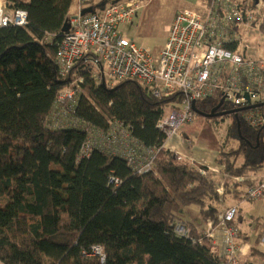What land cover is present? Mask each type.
I'll list each match as a JSON object with an SVG mask.
<instances>
[{"label":"trees","instance_id":"trees-1","mask_svg":"<svg viewBox=\"0 0 264 264\" xmlns=\"http://www.w3.org/2000/svg\"><path fill=\"white\" fill-rule=\"evenodd\" d=\"M4 1L8 13L24 10L27 17L24 26L0 27V262L226 264L203 232L191 225L188 236L174 232L181 208L193 205L202 219L214 220L220 200L205 167L173 154L165 146L170 139L166 125L158 128L168 115L182 110V89L157 82L144 86L133 79L103 87L94 74L96 56L90 53L74 60L61 76L55 55L72 32L69 19L77 14V0ZM227 1L244 8L241 0ZM249 22L264 31V8ZM249 22L237 18L215 30L227 36L217 44L234 50L239 28ZM213 70L205 82L211 87L195 107L207 113L221 103L218 111L232 110V103L223 99L224 71ZM152 87L159 90L157 95ZM67 90H77L75 101L60 106L56 99ZM55 108L67 110L68 118L52 126L49 117ZM220 118L202 117V124L212 122L218 128L217 122L229 120L226 139L236 144L233 160L221 162V172L241 177L261 168L264 127H249L240 112ZM114 130L126 131L146 155L154 154L149 171L137 172L123 152L105 146L78 160L88 132L97 136ZM212 133L202 131L198 138L218 154L229 151ZM243 146L249 149L246 155ZM135 200L142 203L134 205ZM95 247L102 249L103 262L92 255Z\"/></svg>","mask_w":264,"mask_h":264},{"label":"built area","instance_id":"built-area-1","mask_svg":"<svg viewBox=\"0 0 264 264\" xmlns=\"http://www.w3.org/2000/svg\"><path fill=\"white\" fill-rule=\"evenodd\" d=\"M90 1L77 0L78 9L82 10V4ZM141 5L142 0H122L107 6L100 13L85 14L83 17L82 11L77 13L70 21L72 32L58 46L57 54L62 56L61 67L71 69L74 60L90 53L96 56L92 59L95 77L99 83L102 77L106 88L126 79L137 80L144 86L157 82L162 87L181 88L182 110L171 113L158 125V128L166 125L168 138L176 135L181 125L193 119L192 104L204 95L206 88L211 87L205 82L214 74L213 69L218 74L222 70L224 72L220 73L221 77L225 74L222 92L224 100L232 103L235 108L244 109L240 113L249 127H264V111L249 109L250 103L264 102V60L258 65L256 60L246 54L222 48L217 43L226 40L227 36L215 32L237 18L251 21L255 15H259V8L256 13L236 6L232 10L233 6L227 0H214L210 4L206 3L202 12L191 9L178 12L174 15L159 56L154 58L150 50L134 44L120 31L122 25L131 22ZM26 17L24 10L7 13L0 6V27L24 26ZM100 64L103 66L102 73L99 70ZM151 89L155 95L159 93L157 88ZM75 94L74 90H67L56 101L60 106L71 105L75 101ZM88 137V144L82 152H87L90 147L101 149L105 146L109 149L123 145V157L129 165L136 166L137 172L150 170L153 153L146 155L126 131L114 130L97 136L88 132ZM263 195L264 180L247 188L250 200L259 199ZM236 213L237 207L231 206L222 210L216 220L208 221L220 229L222 249L230 264H239L235 245L238 235V228L234 225ZM174 232L188 236L189 229L184 224L176 223ZM208 236H212L211 232ZM99 254L98 247L92 249L93 256ZM101 259L104 261L102 255Z\"/></svg>","mask_w":264,"mask_h":264},{"label":"rangeland","instance_id":"rangeland-1","mask_svg":"<svg viewBox=\"0 0 264 264\" xmlns=\"http://www.w3.org/2000/svg\"><path fill=\"white\" fill-rule=\"evenodd\" d=\"M112 1H110L107 6L114 5L111 3ZM120 1H122V0H119L118 2H120ZM248 1L253 2V4H250V3L247 4L248 2H246V4L244 3L242 5H243V7H248V8L253 7V10H250V12H252V13H256L257 8H260V7H261V9L264 8V0H248ZM200 2H202V0H142V5H141L140 9L138 10L139 12L137 11L138 14L136 12V14H137V15L135 14L136 17L134 16L135 18L133 17L134 18L133 21L131 20L132 23L131 24H125V26L120 27V31L127 38L133 40L136 44H138V46H142V47H145L148 50H150L152 56L154 58H157L159 56V53H160L162 47H163V44L166 41V36L169 32V27L171 25L172 18L174 17V14L177 12L184 11L183 6H185V5H187V7H189V8H192L193 10H196V8L198 7V4ZM1 3H2L1 6L4 9L5 8L4 7L5 1L3 0V2H1ZM117 3H115V4H117ZM107 6L102 8L100 12H102ZM234 7L235 6H233L232 10H235ZM83 10H84L83 8H82V10L77 9L76 13H79ZM202 11L203 10H200V12H202ZM5 12H7V11L5 10ZM91 13H95V12L93 11ZM87 14H90V13H87ZM204 14H206V7L204 9ZM75 15L70 17L69 23H70L71 19L73 17H75ZM83 16H86V15L83 14L82 17ZM256 21H257V17H256ZM252 25H253L252 22H249V23H246L245 27L241 26L239 28L238 37L240 39V42L235 47V49L231 50V51L234 53H238V54H246L250 58L256 60L257 64L260 65V64H262L261 61L264 60V56H260V58H256L253 56V54L257 55V54L261 53V51H264V31H259L258 27H252V29H251L250 27ZM105 71H106V69H105ZM126 80H128V79H126ZM75 91H77V90H75ZM65 112H66V114H63L62 117L64 119H67L68 118L67 117L68 111L65 110ZM223 118H224V116L221 117L220 119H223ZM202 122H203L202 117L196 115V117H194V119L190 125H184L179 129V131H178L179 138H177L176 141H177V144L180 146L181 150L183 151V154H186V155H184L185 161L195 162V163L201 164L203 166L206 163V166H204L206 168V173H205L206 177L212 183L217 184L219 182V179H215V178H219L220 175H219L218 171H214V170H217L218 162H219V164H221V162H225L226 158H230L231 160H233V155H232L233 151L231 150V148H233V145L236 143H234L235 141L233 138H231L229 140L226 139V127L229 123V120L225 119V121L217 122L218 128H214V127L213 128L215 130L217 139H219L218 144L220 143L223 146H226L225 147L226 149L230 148L229 151H225V153H223V154H218V152L216 150H211V149L207 148L205 141L198 138V134L203 127ZM175 137L176 136L174 135L172 138H175ZM261 139L264 140V131H262V133H261ZM260 144L263 146L264 142L261 141ZM185 145L187 146L188 151L184 149ZM165 146L167 147V145H165ZM262 146H261V153L260 154H262L263 156H262L260 161H263V159H264V147H262ZM241 152H242V154L246 155L247 153H249V149L246 146H243L241 148ZM250 155H253V154H250ZM153 156H154V154H153ZM202 160H204V162ZM221 167L223 169L224 165L221 164V166H219L220 171H221ZM114 183L117 184L118 181H114L111 184H114ZM237 183H240V182H237ZM244 191H245L246 198H248L247 197V187L244 189ZM132 202L134 203V205H136L137 203H142L141 201H138V200H135V202L134 201H132ZM194 207L195 206L192 205V206H187L184 208H187L186 212L189 216L196 217L200 221L201 218L199 217V211L196 207L195 208ZM214 207H215V205H214ZM127 212H128V215L130 218L134 216L132 210H130L129 208H127ZM127 212L125 211V219L127 221H129ZM237 212H238V209H237ZM178 214L183 215V213L181 211ZM218 214L219 213L217 212L216 218L214 220L217 219ZM237 215H238V213H236V216L234 219V225L235 226H236L235 222H236ZM207 219H208V221L211 222V219L206 218L205 220H207ZM210 222L207 223V226L209 229L208 233L211 232L213 225H214L212 223V226H209V224H211ZM176 223H180V222H178V220H177ZM181 224H184V223H181ZM205 235H206V237L209 238V236L206 232H205ZM236 239H235V245L237 248L236 249V257H237L238 247L236 244ZM224 259L226 260V264H230L229 259L226 255H224Z\"/></svg>","mask_w":264,"mask_h":264},{"label":"crops","instance_id":"crops-1","mask_svg":"<svg viewBox=\"0 0 264 264\" xmlns=\"http://www.w3.org/2000/svg\"><path fill=\"white\" fill-rule=\"evenodd\" d=\"M110 1L112 0H93L85 6V11L89 10L93 12L94 10H96L95 13H100L101 9L107 6ZM1 2H3V0H0V6L2 5ZM246 2H248L247 4L251 3L248 0H241L242 4ZM205 4H206V1L202 0V2L198 4L199 8L197 7L196 10H199V11L203 10ZM183 7H184V10L185 9L193 10L192 8L187 7V5ZM132 21L128 24H131ZM122 26H125V25H122ZM250 28L252 29V27ZM168 34L166 36V39L168 37ZM133 43L136 44L134 41ZM253 56L256 58H260V56H264V51H261V53L257 55L253 54ZM263 103L264 102L250 103L249 109L256 110V111L258 110L264 111V105H262ZM255 105H260V107L262 106L263 107L260 108L259 106H255ZM211 123L212 122L210 123L208 122L206 125L202 124L203 127L200 130L199 134L202 131H204V133H210L212 131H215L214 130L215 126L212 125ZM212 134L215 135V133H212ZM175 136H176L175 138L171 137L172 139L171 138L168 139L165 145H167V148L168 147L172 148L170 150L172 151L173 154L181 158H184V155L186 154H183V151L181 150L180 146L177 144V141H176L177 138H179V136L178 134H176ZM184 149L188 151L186 145L184 146ZM109 150L112 152H120V151L123 152L125 149L123 145H120V146L118 145L117 147L109 148ZM183 161H185V159ZM202 161L204 162V160ZM240 163L241 162L237 160V164H240ZM204 166H206V163ZM219 166H221V164H218L217 170H214V171H218L220 175L219 178H215V179H219V182L215 185L218 187L217 191L220 194L219 203L215 204V207L218 213H220L222 210L228 207H231V206L237 207L238 209V212H237L238 215H237L236 222H235L236 226L238 227V236L236 239V244L238 247V253H237L238 261L241 264H264V195L260 197L259 199L250 200L246 198L245 191H244L246 187L255 186L264 180V163L261 168H258L254 171H249L248 173L246 172L244 174L245 175L244 177L246 178H239V181H238V178H236L235 176L231 177L229 175L222 173L219 169ZM221 170H222V167H221ZM205 172H206V168H205ZM237 182H240V183H237ZM186 209L187 208L180 209L183 215L176 214L178 222L184 223V225L188 229H189V225H191L197 231L203 232L204 234L206 232L208 234V231H209L208 226H207L208 219L207 220L202 219L199 214V217L201 218V220L199 221L198 218L189 216L186 212ZM211 234L212 236L209 237L211 241V245L213 246L214 250L217 252L219 256L224 257V252L221 247L222 233L219 228H216L215 224L213 225Z\"/></svg>","mask_w":264,"mask_h":264},{"label":"bare ground","instance_id":"bare-ground-1","mask_svg":"<svg viewBox=\"0 0 264 264\" xmlns=\"http://www.w3.org/2000/svg\"><path fill=\"white\" fill-rule=\"evenodd\" d=\"M55 57H56L57 65H58L59 74L61 76H65L68 73L69 69H63L61 67V58H62V56H60V55H58L56 53ZM63 114H66L65 109H59V112H58V109L55 108L53 110V112L51 113L50 117H49V120H50L49 124L52 125V126L60 124V122L64 119L62 117ZM87 144H88L87 141H84V143L82 144V146L80 148V151H79L78 160L86 159V158H88L91 155V153H92V151L94 149L93 147H90L87 150V152H82V149L85 148L87 146ZM114 181H115V179H112V178L110 179V183H113ZM114 185H115V183H114ZM221 247H223L222 243H221ZM98 248L100 249V254L96 255V256L98 258H100V260L103 262V260L101 259L102 249L100 247H98ZM238 263L240 264L239 261H238Z\"/></svg>","mask_w":264,"mask_h":264},{"label":"water","instance_id":"water-1","mask_svg":"<svg viewBox=\"0 0 264 264\" xmlns=\"http://www.w3.org/2000/svg\"><path fill=\"white\" fill-rule=\"evenodd\" d=\"M119 0H113L111 3L112 4H115V3H117ZM87 13H91V11H89V10H87V11H85V10H83L82 11V15L83 14H87ZM99 70H100V72L102 73V71H103V66L100 64L99 65ZM100 85L101 86H103V87H105L104 86V79L101 77V82H100ZM246 98H248L247 96H246ZM224 99V98H223ZM264 104V103H263ZM220 106H221V103L218 105V106H216L215 108H213V109H211V111L210 112H203V111H201V110H199L198 108H196L195 107V103H193L192 104V109H193V111L196 113V114H198V115H200L201 117H205V118H215V117H223V116H225V115H229V114H234L235 112H239V111H241L242 109H232V110H228V111H218V109L220 108ZM255 106H260V105H255Z\"/></svg>","mask_w":264,"mask_h":264},{"label":"clouds","instance_id":"clouds-1","mask_svg":"<svg viewBox=\"0 0 264 264\" xmlns=\"http://www.w3.org/2000/svg\"><path fill=\"white\" fill-rule=\"evenodd\" d=\"M232 109H241V108H232ZM242 110H244V109H242ZM241 110V111H242ZM226 111H228V110H226ZM241 111H239V112H241ZM242 115V114H241ZM242 117V116H241ZM239 160H240V158H239ZM189 164H196L195 162H189ZM201 165V164H200ZM204 172H205V170H204ZM206 173V172H205ZM236 178H238V180H239V178H246V177H244V176H241V177H236ZM256 186V185H255ZM249 187H252V186H249ZM249 187H247V188H249ZM218 190V189H217ZM218 192V191H217ZM219 194V193H218ZM220 195V194H219Z\"/></svg>","mask_w":264,"mask_h":264},{"label":"flooded vegetation","instance_id":"flooded-vegetation-1","mask_svg":"<svg viewBox=\"0 0 264 264\" xmlns=\"http://www.w3.org/2000/svg\"><path fill=\"white\" fill-rule=\"evenodd\" d=\"M244 8H245L246 10H249V11H250V10H253V7H249V8H248V7H244ZM261 11H263V9H261V7H260V8H259V15L261 14ZM213 108H215V107H213ZM213 108H212V109H213ZM262 147H264V145H263Z\"/></svg>","mask_w":264,"mask_h":264}]
</instances>
